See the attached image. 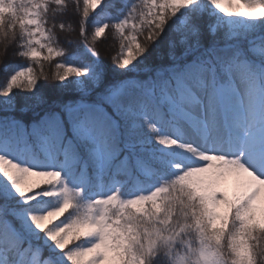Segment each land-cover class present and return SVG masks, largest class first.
I'll list each match as a JSON object with an SVG mask.
<instances>
[{
    "label": "snow or ice",
    "instance_id": "obj_1",
    "mask_svg": "<svg viewBox=\"0 0 264 264\" xmlns=\"http://www.w3.org/2000/svg\"><path fill=\"white\" fill-rule=\"evenodd\" d=\"M0 44V264H264V0H0Z\"/></svg>",
    "mask_w": 264,
    "mask_h": 264
},
{
    "label": "trees",
    "instance_id": "obj_2",
    "mask_svg": "<svg viewBox=\"0 0 264 264\" xmlns=\"http://www.w3.org/2000/svg\"><path fill=\"white\" fill-rule=\"evenodd\" d=\"M60 21H63L65 25L71 23L75 31L71 33L61 32L59 29H57V34L60 37V43L62 45L65 44V40L71 39L74 43L72 44V50L76 51L77 49L82 50L83 45L80 43V36H79V16L74 13L72 9L69 10L68 14L65 16H59L57 17V23ZM91 24H89L88 31L91 33ZM95 50L99 53L100 60L107 66L111 67V57L115 55L119 50V45L116 41L113 40L112 34L109 31L105 38L98 41L97 44L94 46ZM14 48L9 49V55L4 56L3 53V44H0V83H3L6 79L7 75H9L11 69L9 71H4L5 65H25L27 64L26 60L23 59H15L12 57L11 53L14 51ZM86 62V61H85ZM150 63H159V61L155 59H150ZM45 71L49 72V75L51 73L50 67L45 64ZM56 82L49 79L47 81L41 80L40 86L41 89L48 92V90L55 87ZM14 94L17 97V107L20 106L19 97L26 95L21 90H14ZM17 117L20 119H23L25 124L29 123L32 119V113L29 112L24 116H20L19 112L16 113Z\"/></svg>",
    "mask_w": 264,
    "mask_h": 264
}]
</instances>
